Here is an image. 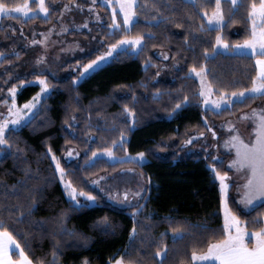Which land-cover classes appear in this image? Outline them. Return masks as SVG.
Here are the masks:
<instances>
[{
    "label": "trees",
    "instance_id": "16d2710c",
    "mask_svg": "<svg viewBox=\"0 0 264 264\" xmlns=\"http://www.w3.org/2000/svg\"><path fill=\"white\" fill-rule=\"evenodd\" d=\"M27 1L30 7L36 8L35 0H2L10 6ZM57 1L49 3L50 14L46 17L37 15L21 20L18 16L13 19L26 27L32 24L48 26L56 19L57 9L53 4ZM143 2L138 0V3ZM222 3L226 17L232 15L236 21H229L223 30V38L231 45L243 42L250 35L248 0H239L234 15L229 0H222ZM147 4L148 7L137 8L139 16L128 33L155 34L145 37L143 50L132 55L118 51L108 63L76 84L71 76L48 77L55 88L42 99L44 110L30 124L8 133L12 146L0 152V202L7 196V203H21L27 208L28 200L35 195L39 206L23 221L16 220V212L11 215L3 212L0 217L5 226L17 234L35 264L41 260L44 264H52L56 242L59 243L58 264H83L85 259L88 264H112L121 256L136 264H160L161 259L163 264H192L190 256L194 246L203 249L210 240L224 234L219 183L209 167L215 161L183 154L179 145L190 131H206L205 117L212 122L237 116L264 101V95H249L243 102L224 107L222 111L204 108L201 98L196 95L199 83L189 71L193 65L199 68L206 64L210 70L207 79L212 82L214 93L220 94L221 88L231 92L251 86L252 78L257 75V55L217 51L205 59L204 50L212 52L215 36L220 30L202 31L199 25L203 20L207 28L203 9L210 13L215 0H147ZM152 4L170 19L158 25L150 22L157 15ZM99 8L107 10L101 5ZM105 16L106 21L100 22L99 26L71 32L78 36L96 34L99 39L95 48L71 63H87L107 48L108 43H114L125 34L119 29L110 30L109 10ZM117 19L122 22L119 13ZM5 30L6 27L0 26V39L4 37L8 41ZM1 42L0 52H4L6 49ZM162 53L168 59H164ZM20 56L22 54L5 55L0 66ZM148 60L150 63L146 65ZM167 67L171 69L164 74ZM157 73H162L163 77L159 78ZM38 89L35 84L24 86L17 94L18 102L28 100ZM157 90L160 95L154 99ZM183 95H188L191 103H185L173 113L174 105ZM125 105L134 109L135 125L133 118L124 112ZM122 133L124 145L114 148L116 156L144 152L146 162L108 161L99 157L88 163L93 151L111 147L112 141L119 140ZM49 146L51 153L47 151ZM67 146L87 151L76 162L63 163V167L67 172L66 179L97 197L95 204L74 208L64 195L51 156L62 157ZM221 158L217 168L229 173L226 165L229 155L225 153ZM128 167L139 169L151 180L148 193L136 205L115 206L90 187L92 177L101 173L115 174ZM28 168L31 172L26 177ZM12 185L19 191L13 193ZM234 185L231 183L228 189V207L248 222L250 230L258 227L252 221L256 217L264 218V202L250 210H242L233 195ZM36 186L42 191L32 192ZM5 188L9 189L7 193ZM140 205L143 209L134 218L132 213ZM62 213L66 215L61 222ZM104 217L108 218L107 222L103 221ZM203 224L207 229L198 227ZM134 226L137 234L130 239ZM173 228L178 229L175 236ZM164 245L167 246L166 255L156 256L157 249ZM12 256L17 258L15 252Z\"/></svg>",
    "mask_w": 264,
    "mask_h": 264
},
{
    "label": "snow or ice",
    "instance_id": "6c2138e0",
    "mask_svg": "<svg viewBox=\"0 0 264 264\" xmlns=\"http://www.w3.org/2000/svg\"><path fill=\"white\" fill-rule=\"evenodd\" d=\"M52 0H38L36 4V9L29 6L27 2L24 4H16L10 6L9 4L2 2L0 0V16L12 15L13 11L16 13H22L24 16H29L31 14L35 17L38 12H42L45 16L50 14L49 3ZM96 0H92V4L95 5ZM109 5H114L111 14V24L110 30L115 32L119 29L121 32L125 33L120 39L116 40L114 43H108L107 49L103 51L102 54L96 55L94 59H89L87 63H81L77 61L76 68L79 72L77 78L73 81L74 84L78 83L79 80L88 76L92 71L99 69L100 65L111 58L117 50L125 51L128 54H138L139 51L143 50L146 43L145 37H152L155 34L152 32L137 33L135 35H129L128 33L134 26L136 18L139 16L137 11L138 7H148L147 0L143 3H138V0H106ZM230 4L233 6L232 14L238 10L239 0H229ZM77 7L80 5L77 4ZM155 9L157 15L152 17L150 22L155 24L163 23L169 20L170 17L164 16L160 8L155 4L151 5ZM65 10H68L69 5H64ZM117 8L120 13H122V22L117 19ZM247 18L250 23V35L243 43L237 42L235 45L229 44L223 38V30L228 25L229 21L235 23L236 21L232 18V15L226 17L224 12L222 0H215V6L211 13L207 9H203V14L206 17L207 28L205 27V21H201L199 28L202 31H215L219 29L215 36V44L222 45L225 49L228 48H248L251 50L253 55H257L256 64L259 66V72L252 78V83L250 87L240 88L231 92L226 89H219V95L213 99V85L212 82L207 79L208 72L207 65H201L199 68L193 65L190 69V73H194L195 76L200 78V88L196 93L201 98V102L205 105H214V110H223L224 107H230L237 102H243L245 98L249 95H264V0H248L247 5ZM97 19H99V13H97ZM147 21V17H146ZM84 27H87L85 24ZM61 31H67V28H62ZM48 36L45 35V39L41 41L32 40V44H44L47 47ZM187 39V38H186ZM106 42V41H105ZM107 43V42H106ZM79 47V45H76ZM127 46V47H125ZM83 51V50H82ZM216 53V48L212 49L209 53L208 49L204 50L205 59L210 55ZM118 54V53H117ZM4 53L0 52V56ZM163 55V53H162ZM164 59H168L167 55H163ZM46 57L40 56L36 59V64L46 63ZM146 65L150 63V60L145 61ZM45 69L41 68L39 71L43 72ZM54 75V74H53ZM159 75V73H157ZM10 78L11 74H9ZM40 87L39 92H37L31 100L25 102L22 106L17 104V88L24 87L26 85H32L37 83ZM7 83V81H5ZM147 85H145L146 87ZM55 88V85L49 82L47 76L37 75L34 80L20 81L19 85H13L7 89L8 98L0 100V104L4 105L7 109L6 114L0 113V152L5 149L11 148V143L8 138V133L11 131L18 130L19 127L30 124L36 116L44 110V105L41 103L43 98L50 93L51 90ZM160 95L159 90L154 94V99L158 98ZM79 94H77V99ZM185 103H191V99L188 95H183L178 103H176L172 109L174 113L177 109H180ZM124 112L133 118L132 124L135 125V111L128 105L124 106ZM75 116L72 120L75 121ZM207 122V117L204 118ZM241 121H251L253 124L252 133L249 134L248 138L245 139L240 134L239 129L236 125L228 121V127L230 130L228 139H226L223 144L225 148L234 149L235 157L229 162L230 169H234L236 173H242L244 183L240 185L238 192L240 193L239 205L242 209L247 211L252 208L256 201H264V108L251 109L250 112H242L238 117ZM67 123V121L65 122ZM14 126V127H13ZM209 130L212 131L213 137L217 134L210 124L206 123ZM71 128V125H68ZM235 133V134H232ZM254 134V138H253ZM203 136L204 133H199ZM125 136L122 133L119 140H113L111 147H106L103 149H97L92 152V158H96L100 155H107L108 157L117 159L114 148L117 146L123 147ZM186 144L192 143V138L185 141ZM47 151L52 152L49 146ZM79 155L78 152H73L69 150L67 155L71 157L72 155ZM211 154H209L210 156ZM51 158L56 161L55 167L59 173V179L63 182L64 188L67 191L68 198L72 202L74 208H83L88 206V202H96L97 197L91 193L86 192L83 189L78 188L70 179H66L67 172L64 167L60 164V160L55 154H52ZM208 157H206L207 159ZM119 160L129 159L135 160L137 162L143 163L146 159V154L144 152H138L135 157L126 155L124 157H119ZM215 163H211L209 167L214 173V178L218 179L220 182V189L223 194L224 202V224H223V236L219 239L210 240L206 247L199 249L198 246H194L191 252L190 260L192 262H209V264H264V218L256 217L253 219V223L257 224L258 227L254 229H249L247 227V221L242 220L241 216L233 212L231 208L228 207V189L229 184L227 181L231 179L228 172H222L217 168V163L222 162V158L219 156L211 157ZM127 171L135 172V169H130ZM31 169L28 168L25 171V176ZM103 179V178H101ZM99 180H93V184H99ZM8 188L4 191L7 193ZM11 191L13 193L18 192L19 188L16 185L11 186ZM42 191L39 186L32 189V192L38 193ZM145 189H139L135 192L131 190H125L122 195L118 191L115 195L109 193V197L118 204H126L131 206V201L129 197L131 196L138 203L139 199H144L142 192ZM79 197H84L85 202H81ZM7 196L4 198V202H0V213L7 212L11 215L13 212L18 213L15 217L17 221H23L26 217L32 215L33 211L38 208V200L35 195L31 196L27 203V208L21 203L9 204L6 202ZM143 205H140L132 213L135 218L140 211H142ZM66 213L61 214V222ZM108 218L104 217L103 221L107 222ZM38 223L43 224V221ZM202 230L207 229V225H199ZM173 235L178 234V229H172ZM71 234V233H69ZM137 234V229L134 226L130 239H133ZM19 235H26V233H20ZM163 235V234H162ZM248 238V239H246ZM59 243L56 242L53 246V260L52 264H58L59 261ZM167 246L164 245L160 247L155 252L158 257H163L166 255ZM15 251L18 255L17 258H13L12 252ZM0 264H35V261L29 256L28 252L25 251V247L21 245L20 240L17 239V234L10 231L8 227L5 226V221L0 217ZM39 264H44L41 260ZM83 264H88L87 259L83 261ZM113 264H136L133 260H125L123 256L117 258ZM160 264H163V259L160 260Z\"/></svg>",
    "mask_w": 264,
    "mask_h": 264
},
{
    "label": "rangeland",
    "instance_id": "374dc122",
    "mask_svg": "<svg viewBox=\"0 0 264 264\" xmlns=\"http://www.w3.org/2000/svg\"><path fill=\"white\" fill-rule=\"evenodd\" d=\"M35 1L36 3L38 2V0H35ZM27 3L29 4V1H27ZM65 4L69 5L68 10H65L64 8ZM77 4L80 5V7H77ZM98 5L107 7V10L104 8L98 9ZM53 6L57 9V16H56L54 23L48 26L32 24L31 26L26 27L22 24V22L15 21L13 19L14 17L19 16L21 17V20H24L26 18L33 17L31 14H29V16L26 17L22 13H16L15 11H13L12 15L0 16V26L6 27V30L4 31V33L8 40V41L4 40V37L0 39V41H2L1 42L2 46H4L3 48L6 49V51L3 52L4 55L0 56V62L2 59L5 58V55L8 57L11 55L22 54V56L17 57L13 61L9 60L4 66H0V100L8 98L9 94L7 92V89L12 87L13 85H19L20 81L34 80L35 76H32L33 74H36V76L44 75L47 77H51L52 79H60L65 76H71L75 80L77 76L79 75V72L76 68L77 62L71 63V61L75 58H78L84 55L85 53L92 50L93 48H95L99 44V39L96 34H91L88 36L86 35L78 36V35H71V32L80 31V30L83 31V30H87V28L88 29L93 28V26H99L100 22H104L107 19L105 16L106 11L109 10L110 14H112V8L114 5H109L106 2V0H96L95 5L92 4V0H71V1L58 0L57 2L53 4ZM33 9H36V8H33ZM97 13H99V19H97ZM117 13H119L122 16V13H120L118 8H117ZM37 15L46 17L45 14L42 12H38ZM85 24L87 25V27H84ZM62 28H67V31H61ZM45 35L48 36V39L46 42L47 47H45L44 44H40V43L32 44V40H36V41L44 40ZM239 43H243V42H239ZM77 44L79 45V47L76 46ZM214 48H216V52L221 51V52L252 54L251 50L248 48L225 49L222 45H216V44ZM106 49L107 48H105L103 51H105ZM103 51L100 54H102ZM118 51L120 50L118 49L117 52ZM164 54L166 53L164 52ZM42 55L46 57L47 62L44 64H36V59ZM112 57L106 60L105 62H103L100 65V67L108 63L112 59ZM255 64H256V59H255ZM41 68L45 70L43 72L39 71V69ZM170 69H171L170 67H167L165 69L164 74H166V72H168V70ZM9 74H11L12 78H10ZM189 74L194 76L197 79L199 83V88H200V78L195 76L194 73H190V71H189ZM158 77L162 78L163 77L162 73H160ZM5 81H7V83H5ZM34 84L38 85V82ZM22 88L23 87L17 88V94L21 91ZM39 90H40V87L37 92H39ZM218 95L219 94L214 93L213 99H215L216 96ZM33 96H31L28 100L22 103L18 102V97L16 96L17 104L22 106L25 102L31 100ZM202 106L204 108H210L212 110H214L215 108L214 105L205 106L203 103H202ZM259 108H264V101L257 103L251 109H259ZM251 109L244 111V112H250ZM6 112H7L6 107L0 104V113L6 114ZM239 116H236V117L234 116V117L220 120V121H212V122L207 121L205 123L210 124L212 126V129L215 130L217 134L215 137H213L212 131L209 130L208 127L206 131L193 130L188 133L183 143L179 145V147H181L182 153L186 155H196V156L211 158V157H216V156L221 157L225 153L228 154L229 158L227 160L226 165L230 170L229 177H231V179H229L227 183L230 186L231 183L235 182L238 204H239V198H240V193L238 192V189L240 188V185L244 183L243 174L236 173L234 169H230L229 162L235 157V150L225 148L223 142L226 139H228V136L230 133V130L227 124L228 121H231L236 125V127L240 131V134L245 139H247L249 134L252 133V129H253L252 122L251 121H241L238 119ZM201 132L204 133L203 136L199 135V133ZM232 134H235V133H232ZM189 138H192V143L186 144L185 141H187ZM253 138H254V134H253ZM70 149L73 150L74 153L78 152L79 155L74 154L71 157H69L67 153ZM85 153H87V151H79L77 148L73 146H67L62 157L59 158L60 164L63 166V163L76 162L77 159L82 154H85ZM209 154L211 155L209 156ZM130 156L135 157L136 154L130 155ZM99 157H103L108 161L118 160L117 156H116L117 159H114V158L108 157L106 154L100 155L96 158H99ZM96 158H92V155H91L88 163L92 162ZM146 161L147 159L144 160V162ZM53 163L55 166L56 161L53 160ZM137 163L140 164V162H137ZM130 169H135V172L127 171ZM57 174L59 177L58 171H57ZM93 180H99L100 182L99 184H93L92 183ZM216 180L218 181L219 188H220V182L218 179ZM59 183L64 192L65 197L69 199L67 195V191L64 188L63 182L60 179H59ZM89 184L91 188H94L98 192H100V194L103 196V199L105 201L115 206L124 208V207H130V206L126 204L116 203L109 197V193H111L112 195H115L119 191L122 195V193L125 190H131L132 192H135L139 189H145V191L142 192V195L144 197V195H146V193H148L150 189L151 180L149 178H146L139 169L135 167H128V168H124L120 170L119 172L115 174H109V173L98 174L92 177L91 179H89ZM220 193H221V201H222V210L224 212L223 194L221 192V189H220ZM79 199L83 203L85 202L86 198L79 197ZM129 199L131 201V206L137 204L136 200L133 199L131 196L129 197ZM140 200L141 199H139L138 202ZM262 202L264 201L258 200L255 202L254 206ZM95 203L96 202H88L89 205L95 204ZM198 263L199 262H192V264H198Z\"/></svg>",
    "mask_w": 264,
    "mask_h": 264
},
{
    "label": "crops",
    "instance_id": "0c3cea01",
    "mask_svg": "<svg viewBox=\"0 0 264 264\" xmlns=\"http://www.w3.org/2000/svg\"><path fill=\"white\" fill-rule=\"evenodd\" d=\"M258 58V57H257ZM257 58H256V60H257ZM256 67H257V73L259 72V66L256 64ZM240 115V114H239ZM239 115H237V116H239ZM236 117V116H235ZM234 184H235V182H233ZM233 195H234V198H235V201H236V203H237V205L242 209V206H240L239 204H238V199H237V196H236V187H235V185H234V190H233ZM254 207V206H253ZM252 207V208H253ZM251 209V208H250ZM250 209H248V210H250ZM243 210V209H242ZM245 211V210H244ZM221 213H222V216H224V212H223V210H222V201H221ZM223 220H224V217H223ZM246 239H248V238H246ZM13 252H15V251H13ZM12 252V253H13ZM198 264H209V262H199ZM217 264H218V262H217Z\"/></svg>",
    "mask_w": 264,
    "mask_h": 264
}]
</instances>
